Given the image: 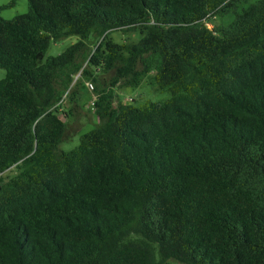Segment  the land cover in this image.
Segmentation results:
<instances>
[{
  "label": "trees",
  "instance_id": "1",
  "mask_svg": "<svg viewBox=\"0 0 264 264\" xmlns=\"http://www.w3.org/2000/svg\"><path fill=\"white\" fill-rule=\"evenodd\" d=\"M28 4L0 16V264H264V0ZM148 74L169 98L113 104ZM83 80L101 124L60 150Z\"/></svg>",
  "mask_w": 264,
  "mask_h": 264
},
{
  "label": "rangeland",
  "instance_id": "2",
  "mask_svg": "<svg viewBox=\"0 0 264 264\" xmlns=\"http://www.w3.org/2000/svg\"><path fill=\"white\" fill-rule=\"evenodd\" d=\"M11 2L12 0H0V6L9 5ZM28 11V0H16L15 4L9 5L1 10L0 16L6 19H11L19 14L27 13ZM231 19L232 16H227L225 18H211L208 21V26L213 28L221 24H227L231 21ZM112 37L117 42L138 41L141 37V33L139 31L122 30L113 32ZM78 40L79 36L71 35L59 41L52 42L46 54L45 60L59 55ZM95 41L96 39L92 38V40L89 41L90 45H92ZM93 48L94 47H92V49ZM97 75L101 80L106 79V81L109 83L112 74L98 72ZM5 76L6 70L0 68V80ZM78 78L79 75L76 76L75 81ZM83 83L84 86L82 87V95L79 100V106L68 118L66 117V114H61L63 118L66 119L68 128L65 138L59 145L60 150L69 151L76 148L80 143V138L83 133L96 128L101 124V121L96 113V107L92 104L93 101L97 100L99 92L96 91L95 88L92 89L90 87V83H93L94 87L96 85L91 80H83ZM169 96V91L160 90L154 83L152 74H148L142 78L140 85L137 87L123 86L122 84L117 85V87H115L113 90L112 101L114 105H117L120 101H123L126 103H133L137 106H144L150 102H163L169 98ZM62 105L66 111H69L71 104L68 97L65 96ZM16 172V168L12 167L7 170L4 175H13Z\"/></svg>",
  "mask_w": 264,
  "mask_h": 264
},
{
  "label": "built area",
  "instance_id": "3",
  "mask_svg": "<svg viewBox=\"0 0 264 264\" xmlns=\"http://www.w3.org/2000/svg\"><path fill=\"white\" fill-rule=\"evenodd\" d=\"M90 87H91L92 89H94V85H93V83H90ZM92 104L95 105V101H93Z\"/></svg>",
  "mask_w": 264,
  "mask_h": 264
},
{
  "label": "water",
  "instance_id": "4",
  "mask_svg": "<svg viewBox=\"0 0 264 264\" xmlns=\"http://www.w3.org/2000/svg\"><path fill=\"white\" fill-rule=\"evenodd\" d=\"M10 169V168H9ZM7 171V170H6Z\"/></svg>",
  "mask_w": 264,
  "mask_h": 264
}]
</instances>
